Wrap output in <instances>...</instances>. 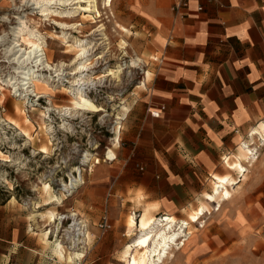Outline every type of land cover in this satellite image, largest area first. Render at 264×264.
Returning <instances> with one entry per match:
<instances>
[{
    "label": "crops",
    "instance_id": "1",
    "mask_svg": "<svg viewBox=\"0 0 264 264\" xmlns=\"http://www.w3.org/2000/svg\"><path fill=\"white\" fill-rule=\"evenodd\" d=\"M174 2L128 4L131 15L151 26L147 50L157 57L147 87L126 110L122 148L128 155L119 163L120 173L111 179V168L104 164L98 181L102 188H120L124 199L129 191L141 192L155 215H169L185 196L191 199L186 188L194 180H216L214 174L228 167L236 171L223 159L239 151L254 124L264 123V0H188L181 17L171 9ZM153 110L158 114L152 115ZM256 128L261 130L258 125L251 135ZM253 151L246 158L253 156L252 162ZM96 199L83 187L56 204L86 224V238L76 249L82 256L71 261L61 259L56 243L46 236L42 203L31 207L15 195L0 202V264H125L121 252L135 235L114 222L102 233L97 224L104 204ZM50 234L56 240L63 235L52 226Z\"/></svg>",
    "mask_w": 264,
    "mask_h": 264
},
{
    "label": "rangeland",
    "instance_id": "2",
    "mask_svg": "<svg viewBox=\"0 0 264 264\" xmlns=\"http://www.w3.org/2000/svg\"><path fill=\"white\" fill-rule=\"evenodd\" d=\"M132 1L135 3L136 0H98L101 11L99 17L94 13H91L93 17H82V12L78 11L73 17L50 15L45 19L39 9L34 8L35 4H31L33 0H0V87H5L2 90L5 92V100L0 104V118L6 122H21L19 128L33 137L28 142L13 124H0L6 131L0 135V202L15 195L27 201L31 207L42 203L43 209H54L59 214H65L56 208L55 202L46 204L49 193L44 185L49 184L52 192L62 199L76 195L84 187L91 191L92 196L99 198L96 200L103 202L102 216H106L110 224L114 222L116 227L126 226L127 217L133 213L138 220L144 207L151 206L143 202L141 192L129 191L124 199L120 188H102L98 182L103 178L104 164L111 168V179L120 173L119 163L122 164L128 155L127 149L122 148L128 121L125 118L127 111L124 110L147 87L154 58L157 57L155 52L147 50L151 26L145 24L142 18L129 13L128 4ZM51 6L55 7V4ZM18 14L26 16L28 25L36 27L44 36V49L50 63L53 66L63 63L59 79L55 76L52 82L49 81L55 86V93L50 97H41L39 101H34L36 96L34 99L30 95L25 105L20 104V108L25 110L24 114H20V110L14 107L16 102H21L19 96L13 93L10 86L3 84V79L16 74L13 55L6 48L12 37L11 26L17 24L18 19L14 16ZM6 15L9 20L4 19ZM53 19L78 25L77 28L62 26ZM73 37L90 42L92 68L89 73L95 79L94 83L84 86V91L94 103L105 109L103 112L82 111L72 116H61L53 110L71 104L72 96L64 87L72 80L68 73L73 71V59L77 54V48L71 45ZM134 59L135 63L132 62ZM118 65L121 69L117 74L115 69L119 68ZM38 71L54 75L53 71ZM145 71L150 74L145 85H142L140 81ZM47 107L51 110H45ZM39 112L47 113L43 120L45 124H51L52 129L45 130L41 126L43 124ZM24 115L31 122L24 123ZM62 119L66 121L65 125ZM116 120L121 125L118 133ZM261 121L254 124L241 140V143L244 141L253 147V155L256 157L254 162L248 159L242 161L247 169H244L245 176L225 167L227 170L223 174L229 172L235 178L232 184L233 195L229 199L221 200L219 205L206 199L205 193L211 192L213 179L210 176L202 182L194 180L192 188H186L190 190L191 199L185 196L183 202L177 204L180 207L169 215L177 220L188 221V215L196 208L203 206L204 210L198 221L191 222L188 229L184 226L186 236L183 237L186 240L170 249V261L166 264H264V138L260 133L251 136V129L260 125ZM42 145L47 146V153L38 152ZM108 149L113 150L116 158H107ZM85 154L88 160L84 158ZM227 156H230L231 162L233 154ZM75 167L81 170L82 181L69 190L63 189V182L70 183V179L78 176ZM92 179L97 180L92 182ZM88 184L90 187H87ZM79 196H83V193ZM151 215L161 219L168 214L155 215L151 212ZM68 222L65 220L60 228V224L57 225L55 221L49 224L46 233L53 242L62 241L67 251L69 249L65 245L68 240L64 235L65 230L62 232L61 229L67 228ZM51 226L53 231L57 228L63 233L58 236V240L55 234L49 235ZM133 233L136 236L137 230L130 234ZM163 262L161 264H165Z\"/></svg>",
    "mask_w": 264,
    "mask_h": 264
},
{
    "label": "bare ground",
    "instance_id": "3",
    "mask_svg": "<svg viewBox=\"0 0 264 264\" xmlns=\"http://www.w3.org/2000/svg\"><path fill=\"white\" fill-rule=\"evenodd\" d=\"M31 4H35L34 8H38L40 15L45 16V19L50 15L57 16L59 18L73 17L78 11L82 12V17H93V14L91 13H94V15L98 17L101 16L98 0H33ZM51 4H55V7L51 6ZM14 17L18 20L16 25L11 26L10 33L12 34V37L10 38L9 45L7 46L6 50L11 52L13 55L12 59L16 63L13 68L16 74L9 76L7 79H3V81L4 84L10 86L13 90V93H15L21 99V102H16L14 107L17 111L20 110V114H24L25 110L24 108H20V104L25 105L30 95L34 97L36 96V100H38L44 96L50 97L51 94L55 93V91H53L55 90V86L50 84L49 81L52 82L53 77L55 76H57V79H59V76L62 75L61 71L63 70V63L60 62L59 64H55V66H53L50 63L44 49L45 41L42 33L36 27H30V25H28V20L25 18L26 16L18 14V16ZM4 19H8L7 15ZM54 21L62 26H71L72 28H77L78 25L75 23L67 24L65 22H58L56 20ZM71 45L77 48V54L73 59V71L68 73L72 76V80L67 87H64L66 91L72 96L71 104L61 106L60 109L53 110L57 111L61 116H72L76 113H82V111L103 112L105 109L94 103L84 91V86L89 83H94L95 79V77H92L91 73H89V70L92 68L90 60L91 53H89V48H91L90 42L84 39L73 37ZM132 62L135 63V59L132 60ZM119 66L120 65H118V67ZM39 69L53 71L54 75L51 73L45 74L39 72ZM120 69V67L115 69V73L119 72ZM149 74V71H145V76L143 80L140 81L142 85L145 84ZM3 89H5L4 86L0 87V104H2L5 100V92L2 91ZM127 109L128 108L125 107L124 111ZM45 110L49 111L51 108L47 107ZM45 112L38 113V116L41 117L43 124L41 126L45 130L52 129L51 124H45L43 120V118H46L47 116V113ZM62 120L64 123L63 125H65L66 121L64 122V119ZM3 122L6 124H13L15 128L20 130L19 132L25 136L28 142L32 141L33 137L30 135V133L19 128L21 122H6L5 119L0 118V124H3ZM23 122L26 123L31 121L28 116L24 115ZM115 123L117 124L116 133H118L121 126L120 121L116 120ZM260 127L261 130L259 132L257 131V128V130L253 129L252 135L255 136L260 133V135L264 138V123H261ZM5 133L6 131L3 129V125H1L0 135ZM115 140L116 143L119 144L117 136H115ZM251 150L252 147L247 142H243L240 144L239 151L234 154L233 162L228 161L229 156H224L225 161L229 164L230 168H234L236 171L243 173L244 169H246V166L243 165L242 161L248 158L247 154ZM1 152L2 151L0 150V153ZM38 152L47 153V146L42 145ZM114 157L115 154L113 150L108 149L107 158L113 159ZM84 158L88 160L87 154H85ZM249 161L252 162V159ZM75 170L78 171V176H74L72 179H70V183L63 182V189L69 190V188H72L74 185L82 181L81 170L78 167H75ZM214 178L216 180L212 181L211 192L205 193V197L209 202H216L219 205L221 200H227L233 195L232 184L235 178L229 172L224 175H219L216 173L214 174ZM44 187L46 192L49 193L48 198H46V204L55 202L56 204L61 205L63 201L61 196L53 193L49 184L44 185ZM203 210V206L196 208L195 211L188 215V221L182 220L181 222L173 215H166L161 219L158 217H153L150 214L149 206L147 205L142 210L143 212L139 220L136 219V215L134 213L129 215L126 221L127 232L130 234L134 230H137V235L122 251L123 258H126V264L163 263L164 258H167L169 255H171L170 249L186 240L183 237L186 236V234L184 233L182 227L185 226L188 229V226L191 222L198 221L199 216L203 213ZM60 215L61 214L56 212L54 209H47L46 216L48 225L54 224ZM61 242L62 241L55 242L58 249L56 248L54 250L56 254L59 255V257H62L61 259L64 258L68 261H71L73 256H82L78 250L67 251Z\"/></svg>",
    "mask_w": 264,
    "mask_h": 264
},
{
    "label": "built area",
    "instance_id": "4",
    "mask_svg": "<svg viewBox=\"0 0 264 264\" xmlns=\"http://www.w3.org/2000/svg\"><path fill=\"white\" fill-rule=\"evenodd\" d=\"M187 1L188 0H176V2H174V4L171 7L172 11L175 12L177 16L181 17L183 14L180 12V9L187 6ZM39 100L40 98L38 100L35 99L34 101H39ZM162 108L164 107H161V109ZM151 114L157 115L158 110L151 111ZM69 215H71L70 218L67 216V214H61L57 218V220L60 222V228L63 221L65 220L69 221L67 224V228L61 229V231L63 232L65 230L64 235L66 237V240H68L65 247L69 250H76L78 246H81V244L84 242V239L86 238V224L82 221V219L78 218L73 212H70ZM110 226L111 224L108 218L106 216H102L101 220L98 223V228L101 230V232L104 233L107 229L110 228Z\"/></svg>",
    "mask_w": 264,
    "mask_h": 264
}]
</instances>
